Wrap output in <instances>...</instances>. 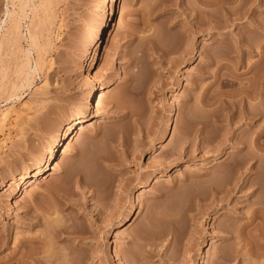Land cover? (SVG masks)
Segmentation results:
<instances>
[{"label":"rangeland","instance_id":"374dc122","mask_svg":"<svg viewBox=\"0 0 264 264\" xmlns=\"http://www.w3.org/2000/svg\"><path fill=\"white\" fill-rule=\"evenodd\" d=\"M230 1L117 0L94 57L101 0H0V264H264V0ZM94 73L113 83L29 184Z\"/></svg>","mask_w":264,"mask_h":264},{"label":"bare ground","instance_id":"6f19581e","mask_svg":"<svg viewBox=\"0 0 264 264\" xmlns=\"http://www.w3.org/2000/svg\"><path fill=\"white\" fill-rule=\"evenodd\" d=\"M116 2H117V0H101V3L103 4V6H102V9H101L100 14H99V21L102 22V24H103V28H102L103 31L102 32H104V33H103V35L101 33V37H99V39H98V41L96 43L97 45H96V47L94 49V55H93L94 57H97V56L100 55V49L102 48L103 43L108 41L110 36H111V34H112V27H114V13H115ZM204 2H205L204 4H206L205 6H212V4L215 3L214 0H204ZM216 2H217V0H216ZM18 9L20 11V4L18 6ZM211 10H213V9H211ZM211 10L207 9V11H206L207 16L209 18H210V16H212V17L214 16V15H211V12H210ZM14 13H15V11H14ZM14 13L7 10V13H6L7 18L10 19V17L12 16L11 14L14 15ZM18 14H16V15H18ZM8 16H10V17H8ZM19 18H17L18 20H15L16 23H14L15 21L13 22L14 29L13 28H11V29H13L14 32L17 31V29L19 28V20H20ZM209 18H207V19H209ZM4 22H5V20L3 19L1 21V24H4ZM13 24H12V26H13ZM13 30L12 31L10 30L12 32V34H13ZM6 34H7V32H6ZM6 34L5 35L4 34L0 35V52H2L1 51L2 46L6 42H8L9 39H10V38H7ZM16 35H17V33H16ZM31 43H32V40H31ZM24 55H25V60L26 61L23 62V64H21V65H22V67H24V69H27V70H25V75L33 74L37 70V63L35 62L33 66L30 65L29 58H28V51L25 50ZM0 62H2L1 59H0ZM85 62H86L85 64H87V60H85ZM25 78H27V77L25 76ZM92 79H93V82L95 83V85L93 87H91L87 91V94H86V97H85V101H84L85 111L83 112V114L81 116L71 118V119H69L68 121H66L64 123L59 124L56 127V129H54V132L52 134L51 140L42 147L41 152H40L41 153L40 157L37 160L35 166L25 176V179L27 180V182L29 184L35 182L36 180H38L40 178V176L44 175L47 172L48 167H49L52 159L54 158V155H55L56 151H58L59 147L63 144L64 140L66 138H69L70 136H72L74 131L76 130V128H78L79 126H83L84 124L89 122V120H90V118H91V116L93 114V106H94L93 102H94V94H95V92H99L101 90H104L105 88H108L113 83V81H111V80H108L105 83H101L100 82V76L98 75V73H94ZM174 115H175L174 111H171L169 113V117H168V120H167L166 126H165L166 132H165L163 140H166L168 138V136H169V132H170V129L172 127V119L174 118ZM248 115H249V113H248ZM238 150H242V147H239ZM240 162L237 161L234 164H232L233 166H235L237 177L239 179L241 178V182L237 183L238 182V180H237L235 182V184H233L232 188H235L237 185H238V188H240V189L245 187V186L249 187L250 185H252L253 182H255L254 181V176L252 175L253 172L250 169H248L247 167H245L243 171L241 170V172L237 171L238 168L241 166V164H243V163H240ZM253 164L254 163H251L250 167L253 166ZM16 179H18V181L16 180L17 182L15 183V186L13 187V189L10 192V198L14 199V200L18 196V194H19V192L21 190V183L24 180V177L16 176ZM254 191H255V189H253L250 192V195H253ZM135 209H136V205L135 204L130 205L128 207V209L126 210V212L118 214L114 219H112L109 222V223H111L109 227L118 225L121 222H123L129 215H132L135 212ZM261 209H262V207H260V206L256 207L255 206V209H254L255 213L254 214L252 213L253 215L249 218L250 221L255 218V215H256L257 211H261Z\"/></svg>","mask_w":264,"mask_h":264}]
</instances>
